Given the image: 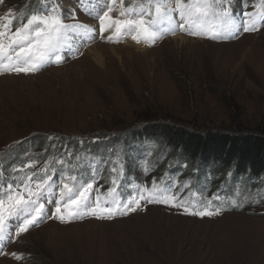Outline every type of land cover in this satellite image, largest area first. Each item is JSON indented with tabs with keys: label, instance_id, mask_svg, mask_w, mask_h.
<instances>
[{
	"label": "rangeland",
	"instance_id": "rangeland-1",
	"mask_svg": "<svg viewBox=\"0 0 264 264\" xmlns=\"http://www.w3.org/2000/svg\"><path fill=\"white\" fill-rule=\"evenodd\" d=\"M18 1L0 0V25L9 14L12 18ZM93 2L57 0L55 12L70 9L68 17L60 15L63 22L83 27L69 28L58 52L27 72L10 70L31 65L18 62L6 47L16 31L0 29L5 33L0 36L5 45L0 53L1 153L14 140L37 141L45 133L105 140L115 130L119 139L138 129L145 113L202 129L264 128V0H254L242 16L232 14L236 4L228 3L225 11L236 26L232 32L212 12L193 22L174 11L158 26L145 21L147 31L128 28L124 22L141 19L124 16L118 0ZM105 13L108 30L102 32L98 17ZM92 46L101 62L86 53ZM38 51L33 49V61ZM241 186V181L224 184L234 197ZM92 191L85 202L90 207L82 204L68 222L69 210L57 203L63 201L59 194L43 192L37 199L20 187L25 200L37 199L44 208H28L21 215L25 208L17 206L15 215L0 213V264H264V204L240 211L208 209L213 214L201 217L188 214L201 210L173 192L165 196L167 203L142 194L120 215L108 216ZM56 206L62 208L63 222ZM32 215L35 222L18 231Z\"/></svg>",
	"mask_w": 264,
	"mask_h": 264
},
{
	"label": "trees",
	"instance_id": "trees-1",
	"mask_svg": "<svg viewBox=\"0 0 264 264\" xmlns=\"http://www.w3.org/2000/svg\"><path fill=\"white\" fill-rule=\"evenodd\" d=\"M253 1L180 0L178 10L192 9L199 18L206 19L207 13L218 15L230 3L236 4L232 14L242 16L252 9ZM218 2L222 8L215 7ZM14 4V29L26 24L32 14L52 12L45 0H19ZM205 4L214 7L207 10ZM67 11L63 9V17H67ZM169 11L164 0H124L127 15H140L152 24L164 20ZM140 118L141 126L119 139L114 138L118 133L114 130L107 132L110 136L106 135L105 140L46 133L37 141L14 140L7 151L0 152V198L6 199L9 183L18 190L30 177L29 183L35 186L46 178L42 172L46 168L51 177L50 192L61 195L67 183L72 193L61 195L66 200L77 189L82 190L81 185L91 183L95 198L113 210L126 208L135 195L145 194L159 202L170 192L189 201L193 210L240 211L249 205L264 204V128L202 129L168 116L159 120L145 113ZM29 162L34 166L26 167ZM232 181L242 182L236 197L232 191H225L230 186L224 184ZM211 192L214 196L208 199Z\"/></svg>",
	"mask_w": 264,
	"mask_h": 264
},
{
	"label": "snow or ice",
	"instance_id": "snow-or-ice-1",
	"mask_svg": "<svg viewBox=\"0 0 264 264\" xmlns=\"http://www.w3.org/2000/svg\"><path fill=\"white\" fill-rule=\"evenodd\" d=\"M204 9L211 10L213 9V5L211 4H205ZM216 8H222V4L219 2L215 5ZM55 11V10H51ZM156 12H160V8H156ZM107 17V13L104 14V16L98 17L101 20V31H107L108 28L103 26L104 25V19ZM184 17V13H180L181 20ZM227 17V19H225ZM74 18V16L72 17ZM221 20L226 25V32H232L236 30V26L233 24L230 17H228V14L226 11H222L220 13ZM6 21L5 25H0V29L3 28H9L12 24V18L11 14L9 16H6L3 18ZM117 25H119L120 21H114ZM144 23L145 21L143 19L139 21L130 20L124 22V26L128 28L132 27H139L142 31H147L144 29ZM77 27H83V25H69L65 24L63 22V18L57 14V15H49L48 12H43L42 14H32L30 18H28L26 24H21L16 30L14 34H11L9 36V43L7 44V48L10 50V52L14 53V56L16 60L19 62L21 59L24 60L25 64L30 63V67L22 68L20 66H16L14 68H11L10 70L15 72H21V71H30L32 68L39 67L40 64L44 63L47 59H49L50 53H56L58 52V49L61 47V37L63 33H65L69 28H77ZM181 27L183 25L181 24ZM245 31L248 29L245 28ZM116 31H120L119 27L116 29ZM196 34V33H193ZM5 35L3 31H0V36ZM134 39H137V37H133ZM213 39L218 38L216 34L213 35ZM5 45L0 43V53L3 52ZM33 49H38V55L35 57V61L32 60V51ZM9 59L11 57H8ZM57 60L59 59V56L57 55ZM26 167H33L34 164L32 162H29ZM14 172L20 171V169H14ZM42 172L45 173L46 178H42L39 183L35 185L36 191L33 190L31 184L29 183L31 178L27 177L24 181L23 187L24 191L28 194L29 197H36L37 199L40 197V195L47 191L48 188H51V184L48 183V180H50V175L47 174V169H42ZM17 188L20 187V184L18 183L16 185ZM91 183H86L85 185H81V189H77L76 193H73L72 195H69L68 198L65 201L57 202L58 205L60 203H63L66 205L68 211V217L70 222V218L73 216L78 215V213L75 211V209L80 208L82 204L85 205V210H87L90 206L85 204V202L88 200L89 190L92 189ZM72 193V189L69 187L67 183H64L63 189L61 190V195H64V193ZM6 200L3 198H0V213L3 212H9L13 215H15V212L13 211L17 206H24L25 211L21 213V215L27 214L28 208H37V209H43L44 205L42 203L37 205V199H31V200H25L22 193L15 191L13 188V185L11 183L8 184L6 189ZM161 203H167V200H160ZM176 206V205H173ZM135 210V209H132ZM105 212H107L108 216L113 215V211L111 208H105ZM185 211L188 212V209L185 208ZM55 213L57 214L58 218L63 222L65 220V217L62 215V208L61 206L55 207ZM93 214L95 215V210H93ZM188 214L193 215H199L201 217L205 215H212L213 213L207 210H202L199 212H189ZM98 218H104L103 216H100ZM0 219H2V216H0ZM36 220V216L32 215L31 218H25L22 221V224L18 226V231L23 232L27 231L28 227L33 224ZM0 239H3V236L0 235Z\"/></svg>",
	"mask_w": 264,
	"mask_h": 264
},
{
	"label": "bare ground",
	"instance_id": "bare-ground-1",
	"mask_svg": "<svg viewBox=\"0 0 264 264\" xmlns=\"http://www.w3.org/2000/svg\"><path fill=\"white\" fill-rule=\"evenodd\" d=\"M96 45V44H95ZM94 45V46H95ZM94 46H92L91 48H89L87 51H86V53L88 52H91V54H93L94 56H95V60L96 61H100L101 59V54L98 52V50L97 51H95V47ZM126 47H130V46H126ZM139 47V46H138ZM140 48V50L142 51V52H144L145 50H144V48L142 47V46H140L139 47ZM101 62V61H100ZM29 234V233H28Z\"/></svg>",
	"mask_w": 264,
	"mask_h": 264
}]
</instances>
